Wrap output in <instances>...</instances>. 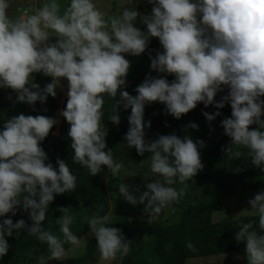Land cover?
<instances>
[{
	"label": "clouds",
	"instance_id": "1",
	"mask_svg": "<svg viewBox=\"0 0 264 264\" xmlns=\"http://www.w3.org/2000/svg\"><path fill=\"white\" fill-rule=\"evenodd\" d=\"M147 2L152 4L150 14L139 12L133 0L118 14H107L95 0H68L63 6L58 0H46L13 16L9 0H0V88L16 93L13 104H43L48 96L56 97L57 88L63 86L61 78L66 79L68 98L59 115L70 125L67 137L73 161L91 176L99 174L102 166L113 176L123 168L106 143L105 94L114 99L108 119L114 125L120 124L121 106L130 108L124 141L140 156L151 153L149 170L142 175L147 190L130 191L132 186L121 182L119 194L132 205L144 204L142 211L151 223L162 210L175 211L173 204L189 187L185 182L204 167L198 149L205 142L174 132L146 139L145 128L151 127V121L144 119L148 104L163 103L166 114L176 119L201 102L217 109L230 104L231 116L221 121L230 142L222 151L228 160H238L240 149L246 148L251 163L264 171V0ZM138 18L146 31L135 26ZM152 37L159 39L163 51L154 57L149 53L150 68L166 75L149 73L136 86L137 94L131 95L124 90L131 67L124 54H143ZM34 73L51 80L41 88L33 80ZM167 75L174 79L169 81ZM224 88L227 93L216 101ZM8 99L12 100L11 95ZM203 115L211 122L221 113L205 111ZM57 123L54 117L20 113L11 115L0 129V217L15 216L22 208L32 221L0 220V258L11 247L6 237L13 236L14 230L16 236L26 230L46 243L48 254L34 257L35 264L63 261L64 245L81 243L71 229V206L57 209L62 213L56 219L59 235L42 226L55 195L76 190L77 177L66 161L57 157L58 168L54 167L41 146ZM185 127L198 130L199 126L191 122ZM177 180L183 185L179 190L173 187ZM248 203L251 215L258 216V227L254 220H242L234 238L245 242L247 264H264V190ZM82 219L90 227L88 237L97 241L100 260L118 262L129 254L133 241L120 228L109 226L108 215L97 212ZM187 247L195 251L190 241Z\"/></svg>",
	"mask_w": 264,
	"mask_h": 264
},
{
	"label": "trees",
	"instance_id": "2",
	"mask_svg": "<svg viewBox=\"0 0 264 264\" xmlns=\"http://www.w3.org/2000/svg\"><path fill=\"white\" fill-rule=\"evenodd\" d=\"M144 31H146V28ZM157 51H163L162 46L158 38L152 37L148 48L142 55L151 53L154 57ZM149 73L152 76L166 75L153 71L150 68V63L137 65L128 72L127 87L124 90L131 95H136V86L142 83ZM167 79L171 81L174 76L167 75ZM50 80V77L41 73H34V82L38 83L41 88ZM62 81L65 84L66 94L61 104L62 92L59 87L57 88L56 97L48 96L45 103L42 104L37 101L34 105L20 102L13 104L16 93L11 89L0 88V129H2L4 121L9 119L11 115L20 113L34 116L45 115L60 119L59 124H55L49 135L41 142V146L54 167L58 168V165H56L57 157L66 161L72 173L77 177L76 190L55 195L54 201L49 205L42 226L46 230H51L54 234L59 235V225L56 224V219L62 213L57 209L60 206H71L69 214L74 218L71 229L75 235L81 238L90 231L89 225L83 222L82 217L85 215L91 216L97 212L101 216L106 215L109 210V196L107 187L100 179L99 174L91 176L85 167L73 161L74 152L70 146V138L67 137L70 125L63 116L57 114L59 106L61 110L66 107L68 98L67 81L64 78H62ZM227 91V88H224V91L218 92L215 100L219 101ZM10 95L12 100L8 99ZM104 100L102 123L109 129L108 134L111 136L109 147L112 148L114 159L130 167L141 168L144 164L149 167L150 159L148 157L151 153L145 152L143 156H140L134 147L128 148L126 141H124V135L129 127L128 116L131 109L124 110L121 106V121L117 126L108 120L114 99L105 94ZM44 109H47V111H44ZM205 111L209 113L219 111L221 115L209 122L203 115ZM231 111V106L228 103L223 108L217 109L214 105L205 107L201 102L193 110L183 114L180 119H176L172 115L166 114L163 103L153 102L145 106L144 119L145 121H151V127L145 128L146 139L155 140L160 134L167 135L174 132L181 137L189 135L194 141L202 139L205 142V146L198 149L204 167L193 179L185 182L189 185L187 190L201 189L202 195L195 203L185 204L179 202L173 204L172 207L175 208V211L169 210V215L172 216L178 212L180 216L175 222L164 223L165 225L148 223V221L141 218L132 217L127 210L122 208L123 220L110 221L109 226L120 228L126 238L132 240L133 243L129 254L122 261L115 262V264H184L187 258L190 257L245 249V242L238 243L234 238L235 233L239 230L238 227L242 220L244 222H248L249 219L254 220L256 222L255 226L258 227V216L241 215L231 217L227 215L217 221L211 219V214L214 211H229L227 199L233 194L231 188L233 183H242L243 190L264 189V173L262 170L253 172L248 168L247 165L250 164L251 160L247 157L248 150L246 148L240 149L242 156L238 160H228L227 154L222 151V146L228 145L230 138L224 134L221 121L225 117H230ZM191 122L199 126L198 130L185 127ZM255 127V124L250 126V128ZM55 129H57L56 134L53 133ZM237 168L241 171H236ZM177 183H179L178 180L175 184ZM114 201L119 204L117 199ZM100 206H102V210ZM129 217H131V221H129ZM4 218H11L13 222L23 218L27 224L32 223L28 213L23 211L22 208L17 211L15 216L9 213L5 217H0V220ZM6 239L11 247L7 254L0 258V264H32L31 259L34 256L48 253L46 243H41L26 230H21L19 236H16L14 230L13 236L6 237ZM189 241L194 245L195 251L187 247ZM96 243L94 236L89 237L85 252L82 255L68 259L64 263L54 262L53 264H83L94 255L97 247ZM70 246L69 244L64 245L65 249Z\"/></svg>",
	"mask_w": 264,
	"mask_h": 264
},
{
	"label": "rangeland",
	"instance_id": "3",
	"mask_svg": "<svg viewBox=\"0 0 264 264\" xmlns=\"http://www.w3.org/2000/svg\"><path fill=\"white\" fill-rule=\"evenodd\" d=\"M10 2V8H9V14L10 15H19L21 11L25 8L32 7L36 8L39 7L42 3L46 2V0H9ZM61 5H66L68 3V0H58ZM95 3L100 8L101 11L107 13V14H118L124 6H126L129 3V0H95ZM133 5L137 8L139 12L142 14H150L152 9V4L148 3L147 0H139L138 3H136V0H133ZM135 26L139 27L141 30H144L146 28V25H143L139 23V18L135 24ZM55 39L54 37L52 38ZM125 58L128 59L131 62V67L129 69L132 70L137 65H147L150 63L149 55H139V56H131L128 54H124ZM33 80H34V74H33ZM62 87H59L62 92V97L60 100V104L63 102V98L66 94V88L65 84L62 81L61 78ZM264 99V97H262ZM61 111V107L59 106L57 108V114ZM59 124L60 119L55 118ZM54 134L57 133V129L53 131ZM111 141V136L108 134L106 137V143L107 147H109V143ZM123 164V163H122ZM250 170L253 172H258L261 170L260 168H257L254 166L251 161L250 164L247 165ZM149 170V167L147 164H144L141 168H135L130 167L128 165L123 164V168L121 171L116 175L113 176L110 172H108L107 166H102V171L99 173L100 179L105 183L107 187V192L109 196V210L106 215L110 217V221H122L123 220V209L128 211L129 215L132 217H138L143 220L148 221L147 214H145L142 210L144 208V204H137L132 205L131 203L125 201V199L119 194V183L123 182L126 184H129L130 191L134 190L135 188H139V192L147 190L145 187V181L142 177V175ZM264 173V171H263ZM242 183H233L232 189L233 194L227 199V203L229 205V211H214L211 215V219L213 221H217L224 216H231V217H237L241 215H251V205L248 203L249 199L254 198L255 194L260 192L264 189H255V190H243L242 189ZM173 187L181 188L180 182L173 185ZM139 192H137V195H139ZM202 195L201 189L189 191L186 190V194L184 197L180 199L179 202L189 204V203H195ZM117 199L119 201V204L115 202L114 200ZM178 216L180 214L176 212L174 215H169V209H164L159 214L156 220L152 221L153 223H158L165 225L164 223H173L176 220H178ZM88 233H85L80 238V245L79 246H73L71 245L68 247L67 250V256L65 260L59 261V260H52L49 261L48 264H53L54 262L57 263H64L68 259H72L74 257H77L79 255H82L85 252L86 243L88 240ZM43 254V255H47ZM42 255V254H41ZM40 256V255H38ZM34 256V257H38ZM31 259V263L35 264V259ZM239 257V258H237ZM116 261H102L99 258L98 249L96 247L95 253L92 256L91 259H89L87 262L83 264H115ZM184 264H247L246 259V253L245 249L238 250V251H230L226 253H218L213 255H207V256H197V257H190L187 258V260L184 262Z\"/></svg>",
	"mask_w": 264,
	"mask_h": 264
}]
</instances>
